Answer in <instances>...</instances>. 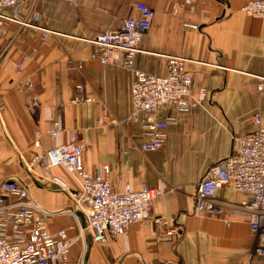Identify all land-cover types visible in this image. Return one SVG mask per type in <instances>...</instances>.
<instances>
[{
	"label": "crops",
	"instance_id": "crops-1",
	"mask_svg": "<svg viewBox=\"0 0 264 264\" xmlns=\"http://www.w3.org/2000/svg\"><path fill=\"white\" fill-rule=\"evenodd\" d=\"M247 1L81 0L73 6L65 0H38L43 24L56 33L42 42L41 31L33 27L10 23L0 31V183L15 178L41 207L69 208V196L46 187L43 172L29 181L23 162L41 160L49 149L77 141L86 147V171L101 174L108 165L115 190L127 184L138 190L143 183L169 187L155 202L154 216L171 219L180 237L162 241L152 223H142L106 245L89 238L78 241L72 264H85V259L86 264L248 263L255 244L248 223L235 220L228 226L222 217L195 215L193 199L207 169L232 155L236 137L253 132L256 114L264 124V91L257 90L264 86V22L243 13ZM137 3L151 7L156 16L141 41L136 69L161 77L167 74L169 56L184 57L193 91L204 87L210 99L206 109L161 113L169 127L164 148L153 153L141 151L139 128L98 125L106 114L120 121L131 115L134 77L126 68L97 61L92 39L137 16ZM82 97L94 102H73ZM56 116L64 130L53 139L48 132ZM48 175L72 185L63 168ZM246 198L230 188L217 194L221 203ZM48 227L51 233L66 230L70 239L79 230L70 215L52 218Z\"/></svg>",
	"mask_w": 264,
	"mask_h": 264
},
{
	"label": "built area",
	"instance_id": "built-area-1",
	"mask_svg": "<svg viewBox=\"0 0 264 264\" xmlns=\"http://www.w3.org/2000/svg\"><path fill=\"white\" fill-rule=\"evenodd\" d=\"M78 5L81 0H66ZM190 4V0H185ZM38 0H0V31L10 23L20 27H33L41 31V41L54 34L42 25L37 9ZM28 6L25 17L23 11ZM137 16L124 20L120 28L107 30L92 39L94 58L104 66H121L133 73L131 96L133 112L124 121L104 115L98 120L102 127L135 126L141 131L144 142L141 151L153 153L164 148L169 120L160 118L167 109L187 113L193 109H206L210 103L206 88L193 91V79L187 69L188 60L169 56L167 74L154 76L136 69L135 59L140 52L144 35L151 29L155 11L144 3H137ZM243 13L251 19L264 22V0H248ZM22 66H19V73ZM81 69L82 66L78 65ZM82 91L81 87H78ZM264 91L263 84L258 85ZM92 103V97L80 101ZM56 114L59 110H56ZM254 130L249 135L234 139L230 157L210 166L196 185L194 214L222 217L230 226L235 220H245L255 244L247 264H264V124L261 114L253 119ZM59 117L53 120L49 135L56 139L63 132ZM86 147L77 142L49 149L41 157L45 185L55 187L71 199L67 209L51 211L34 202L29 189L15 178L0 183V264H72V250L78 241L86 242L87 235L95 244L106 245L134 225L152 223L159 231L160 240L171 242L181 236V230L171 219L154 216V204L168 191L165 183L150 187L143 183L138 190L127 184L123 191L115 190L111 183V170L102 167V173L86 171L83 157ZM63 168L74 182L71 187L58 176L48 175L53 168ZM224 188L246 195L239 202L221 203L217 194ZM81 214L86 227L80 223ZM70 215L78 223L79 235L70 239L66 230L51 233V218Z\"/></svg>",
	"mask_w": 264,
	"mask_h": 264
},
{
	"label": "rangeland",
	"instance_id": "rangeland-1",
	"mask_svg": "<svg viewBox=\"0 0 264 264\" xmlns=\"http://www.w3.org/2000/svg\"><path fill=\"white\" fill-rule=\"evenodd\" d=\"M66 1V0H65ZM67 2V1H66ZM81 2V1H80ZM107 2H110V1H107ZM68 3V2H67ZM70 4V3H69ZM70 5H72V4H70ZM79 5V4H78ZM78 5H75V6H78ZM74 6V5H73ZM109 6H111V3H109L108 5H107V7L109 8ZM27 7V6H26ZM26 7H25V9H24V11L25 10H27L26 11V13H25V15H24V17L27 15V12H28V10H29V7L26 9ZM23 11V12H24ZM39 13H40V11H38ZM41 15H42V13H40ZM42 18L44 19V16L42 15ZM42 25H45V24H43V22H42ZM44 27H46V28H48V29H50L49 27H48V25L46 24V26H44ZM52 30V29H51ZM53 31V30H52ZM54 32V31H53ZM54 33H56V32H54ZM40 40H41V36H40ZM28 57H25V60L27 59ZM98 61V60H97ZM115 127H123V125H118V126H115ZM42 161L40 160V159H38V161H32V162H28V163H26V162H23V168L26 170V171H24V175H26V178H28V180L29 181H31V180H35V179H37V178H40V175L42 174V172H43V167H42ZM64 170V169H63ZM65 171V170H64ZM41 173V174H40ZM65 173H66V171H65ZM67 174V173H66ZM67 176L69 177V175L67 174ZM5 180V179H4ZM72 182V185H70L71 187H75V184H74V182L73 181H71ZM72 206V205H71ZM62 216H65V215H62ZM52 219V218H51ZM51 219H49V221L51 220ZM49 221H48V223H49ZM84 234H85V236H86V239H91L90 237H89V235H87V232L86 231H84ZM79 235V230H78V232H77V236ZM85 243V242H84Z\"/></svg>",
	"mask_w": 264,
	"mask_h": 264
},
{
	"label": "water",
	"instance_id": "water-1",
	"mask_svg": "<svg viewBox=\"0 0 264 264\" xmlns=\"http://www.w3.org/2000/svg\"><path fill=\"white\" fill-rule=\"evenodd\" d=\"M78 215L81 218V220H83L82 221L83 226L86 227L87 224H86V221H85L84 217L81 214H78ZM85 264H86V259H85Z\"/></svg>",
	"mask_w": 264,
	"mask_h": 264
}]
</instances>
